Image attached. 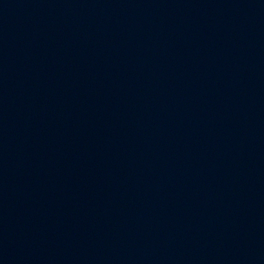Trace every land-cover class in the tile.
I'll use <instances>...</instances> for the list:
<instances>
[{
    "label": "water",
    "instance_id": "95a60500",
    "mask_svg": "<svg viewBox=\"0 0 264 264\" xmlns=\"http://www.w3.org/2000/svg\"><path fill=\"white\" fill-rule=\"evenodd\" d=\"M0 264H264V0H0Z\"/></svg>",
    "mask_w": 264,
    "mask_h": 264
}]
</instances>
